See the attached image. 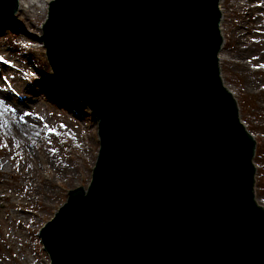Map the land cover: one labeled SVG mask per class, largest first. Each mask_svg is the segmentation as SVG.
<instances>
[{"label": "water", "instance_id": "95a60500", "mask_svg": "<svg viewBox=\"0 0 264 264\" xmlns=\"http://www.w3.org/2000/svg\"><path fill=\"white\" fill-rule=\"evenodd\" d=\"M220 2L50 1L47 60L100 143L88 188L40 231L51 264H264L256 141L221 77Z\"/></svg>", "mask_w": 264, "mask_h": 264}, {"label": "rangeland", "instance_id": "374dc122", "mask_svg": "<svg viewBox=\"0 0 264 264\" xmlns=\"http://www.w3.org/2000/svg\"><path fill=\"white\" fill-rule=\"evenodd\" d=\"M47 7L0 16L8 30L0 100L14 110L0 113V264H50L38 231L68 191L88 186L98 155L97 122L57 84L41 47ZM221 11V74L256 139L255 197L264 207V0H222ZM25 89L34 98L24 105Z\"/></svg>", "mask_w": 264, "mask_h": 264}, {"label": "bare ground", "instance_id": "6f19581e", "mask_svg": "<svg viewBox=\"0 0 264 264\" xmlns=\"http://www.w3.org/2000/svg\"><path fill=\"white\" fill-rule=\"evenodd\" d=\"M47 7V2L45 0H19V9L18 12L15 15H5V14H1L0 16H4L6 18H15L18 16H27V13L30 9L34 8V10L38 11V10H43L45 11ZM8 30L5 29V25H1L0 26V37H2V35H4L5 33H7ZM38 37V36H37ZM42 47V45H41ZM5 55V51L2 49V47L0 46V61L4 58L3 56ZM0 89H2L0 87ZM20 100V103H23L25 105L26 102H28L29 100H32L34 98L33 94L29 91L22 90V92L17 96ZM22 104V106H23ZM20 111V110H19Z\"/></svg>", "mask_w": 264, "mask_h": 264}, {"label": "snow or ice", "instance_id": "6c2138e0", "mask_svg": "<svg viewBox=\"0 0 264 264\" xmlns=\"http://www.w3.org/2000/svg\"><path fill=\"white\" fill-rule=\"evenodd\" d=\"M0 113L5 112V111H14L12 108L8 107L7 105L4 104L2 100H0ZM24 115H29V113H24ZM21 120H23V116L21 117ZM54 131V130H50Z\"/></svg>", "mask_w": 264, "mask_h": 264}]
</instances>
